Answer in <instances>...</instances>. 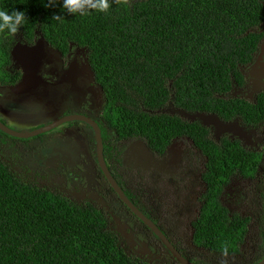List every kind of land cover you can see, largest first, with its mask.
<instances>
[{
    "label": "trees",
    "instance_id": "16d2710c",
    "mask_svg": "<svg viewBox=\"0 0 264 264\" xmlns=\"http://www.w3.org/2000/svg\"><path fill=\"white\" fill-rule=\"evenodd\" d=\"M46 2L0 0V8L26 12L29 19L19 33L28 43L40 32L49 47L63 54L69 44L87 49L119 122L132 130H124L126 135L142 136L157 146L163 138L183 133L177 132L182 125L193 129L187 135L208 164L206 203L194 227V242L214 253H238L249 218L220 205V181L234 174L255 178L264 163V147L248 151L239 140L226 137L215 142L198 121L150 113L172 93L177 108L246 127L263 123L264 94L253 103L218 95L229 92L234 81L241 83L239 66L251 61L264 37L257 31L264 25V0H110L107 14L93 10L85 17L69 14L62 0L53 7H45ZM57 14L62 22L52 19ZM0 40V57L8 60L14 36ZM262 192L264 201V188ZM262 209L264 239V203ZM0 264L147 263L127 256L90 206L51 196L13 177L0 162Z\"/></svg>",
    "mask_w": 264,
    "mask_h": 264
},
{
    "label": "flooded vegetation",
    "instance_id": "af4514ba",
    "mask_svg": "<svg viewBox=\"0 0 264 264\" xmlns=\"http://www.w3.org/2000/svg\"><path fill=\"white\" fill-rule=\"evenodd\" d=\"M41 38V33L37 32L33 42L28 43L22 33H18L14 36L15 41L9 50V59L4 60L3 55L0 57V124L16 133H31L47 127L58 119L65 117L71 119L51 131L31 138H16L0 129V162L5 169L13 177L45 190L51 196L72 205L90 206L102 217L107 230L116 239L118 247L123 249L118 239L120 229L115 223L120 213L119 205L123 209L122 215L130 216L136 227L140 228L139 239L154 238L156 244L160 245L161 252L172 259L174 264H179L162 241L121 201L103 172L104 166L108 175L133 206L158 227L185 260L193 264L196 262L206 264L192 258L196 249L183 246L192 244L215 255L212 264H252L253 260L262 254V258L258 260L260 262L264 257L261 223L257 221L255 224L258 242L262 244L260 251H257L256 245L248 242L252 230L250 217L247 234L237 246L238 253L234 255L214 253L194 242V227L206 203L205 174L208 172V164L206 156L198 149L193 137L187 135L193 129L182 125L178 128L182 130L177 132L183 133L167 137L168 140L163 138L161 144L157 146L155 142L151 143L142 136L126 135L124 130L129 132L132 130L119 122L121 119L117 115L116 106L111 105L102 84L97 80L87 49L69 44L66 53L63 54L49 47ZM263 39L264 37L260 40L251 61L246 65H240L239 71L243 77L241 83L234 81L229 92L219 95L221 98L239 97L249 100L246 96L251 95L252 99L249 102L253 103L258 95L264 94L263 90L253 93L252 83L249 81V74L258 71V84L264 86V50L262 51L260 47ZM0 43L4 45L3 40H0ZM16 45L31 50V56L26 61L19 58L20 65L13 61L11 55ZM50 50L56 51L61 58L60 66L54 70ZM258 61L261 67L253 69ZM167 87L171 90V82ZM49 108L59 113L45 120L42 116L49 112ZM178 111L186 114L196 113L177 108L171 93L163 107L149 113L189 122L183 116H179ZM15 115L29 119L23 126L14 129L11 127V120ZM32 116L37 117L31 119ZM37 119L40 120L34 122ZM89 121L97 127L100 148L96 132ZM240 125L243 126L241 123ZM243 127L251 134V140L248 145H245V141H240L241 145L248 151L260 152L264 147V122L254 128ZM261 127L263 129L260 131ZM186 128H189V131L183 130ZM203 128L209 130L210 137L215 140L211 128ZM253 131H256L257 135L252 133ZM258 136H263V141L258 140ZM222 137L230 141L237 139L227 134L222 135L219 140ZM6 144L7 150L3 147ZM259 177L260 173L255 178L234 174L227 180L220 181L221 192L218 197L220 205L229 212H235L234 207L241 196H244L246 182L258 181ZM47 181L49 184L45 187L43 182ZM81 194L93 195V198L86 200L85 197H80ZM96 197L116 204L110 209L102 207ZM172 220L180 229L186 227L182 240L170 229ZM178 241L183 244H178ZM246 245L251 248H248L249 253L245 260ZM137 248L139 258H133L147 264H172L165 259L148 260L144 258L143 248L141 246ZM125 254L132 257L126 252ZM226 257L228 260L223 259ZM232 257L237 259V263H230Z\"/></svg>",
    "mask_w": 264,
    "mask_h": 264
},
{
    "label": "rangeland",
    "instance_id": "374dc122",
    "mask_svg": "<svg viewBox=\"0 0 264 264\" xmlns=\"http://www.w3.org/2000/svg\"><path fill=\"white\" fill-rule=\"evenodd\" d=\"M264 32V25L261 26V28ZM84 55V54H83ZM50 60H53V70L54 68H58L60 66V55L54 51V50H50ZM1 62V61H0ZM258 65V66H257ZM256 67H261L259 61L257 62L256 65L253 66V69H255ZM256 73V72H253ZM256 78L258 79V77L256 76ZM259 90H263L264 92V86L258 83L252 84V92L256 93ZM52 98H54V96H52ZM55 103V102H54ZM52 103V107L53 104ZM59 112H53L52 110H50L49 108V112L47 114H45L44 116H42L43 119L47 120L50 117H54L55 115H57ZM37 116H32L31 119L35 118ZM29 119V117H25L22 115H15L13 116L12 120H11V127H13L14 129H17V127H19L20 125L23 126V124ZM40 119L35 120L34 122H38ZM63 128H66V126H63ZM263 129V127L260 128V131ZM252 133H256V131H253ZM45 137H48L45 135ZM254 138V137H253ZM258 140L263 141V136H258ZM255 144H257V141L255 142ZM3 147L7 150L8 146L3 145ZM263 149V147H262ZM261 149V151H262ZM89 159V158H86ZM90 160V159H89ZM264 163L261 167V171H260V177L258 178V181L252 182V183H247L246 182V189L244 190V196H241L239 202L237 203V205L234 207L235 212H237L238 214L241 215H245L247 217H250L252 220V230L250 232V236L248 238V242H252L256 245L257 247V251H260L262 244H260L259 238L256 234V222L259 221V217L261 216L263 209V203L264 201L262 200V188L264 187ZM96 171V169H95ZM27 180V179H25ZM44 186L47 187L49 182H43ZM259 186V187H258ZM258 187V189H256ZM80 197H85L86 200H92L93 195L88 196V195H84L81 194ZM95 199L98 200V204L100 206H105L106 208L110 209L111 207H114V205L116 203H114L113 201L110 203L103 201L102 199H99V197H96ZM119 209H120V213L118 214L117 217V221L115 222L117 224V228L120 229V231L118 232L119 236V243L121 245V247L124 249V251L126 253H128L130 256L132 257H136L139 258L137 255V251L139 250L137 247L141 246V248H143V255L144 258L148 259V260H152V261H157V260H163L165 259V261L167 262H172V264H174L175 262L172 261V259H170L167 255L165 256L162 252H161V247L160 245L154 241V238L149 237V239L146 240H141L138 238L139 234L141 233L140 228L136 227V225L133 222V219L130 216H125L122 215V208L118 205ZM170 229L175 233V235L180 238V240H182V236L185 235V231H186V227H182L181 229L179 228V226L177 224H175V221L172 220L171 222V226ZM191 233V231H190ZM183 244L182 242L178 241V244ZM183 246L186 248L187 246H191L194 249H196L195 254L192 255V258L199 261H203L206 264H212V260L214 258H216L215 255L208 253L207 251L201 250L199 248L194 247L192 244H183ZM248 248H251V246L246 245V249H245V260L247 259V255L249 253ZM225 260H228V258H223ZM192 261V262H195ZM230 263H237V259L232 257L230 258ZM197 264V262H196Z\"/></svg>",
    "mask_w": 264,
    "mask_h": 264
},
{
    "label": "water",
    "instance_id": "95a60500",
    "mask_svg": "<svg viewBox=\"0 0 264 264\" xmlns=\"http://www.w3.org/2000/svg\"><path fill=\"white\" fill-rule=\"evenodd\" d=\"M260 47H261V50L263 51L264 50V39L261 42ZM30 53H31L30 49L27 50L26 48H21L19 45H16V48L12 52L11 55H12L13 61L16 62L18 65H20L19 64V62H20L19 58H22L23 61H26L28 59V57L31 56ZM257 73H258V71L256 73H252L251 74V78L249 79V81L252 84L258 83V79L256 78V76L258 77ZM247 97L249 98V100L252 99L251 95L247 96ZM177 113H178L179 116H183L189 122L198 121V122H200V124L203 127L211 128V130L213 132V138L215 140H219V138L222 135H227V134H231L232 136L236 137L238 140L245 141L246 142L245 145H248L249 144L248 142L251 140V134L249 133V131L245 130V128L243 126H241L238 121L224 122L223 120L219 119V117L216 116V115L206 114V113H201V112L187 113L186 114L183 111H178ZM70 119H71L70 117H65V118H62V119H58V120L54 121L53 123L49 124L47 127H43L41 129L36 130L34 132H31V133H16V132H13V131L7 129L2 124H0V129L3 132H5L6 134H8L10 136H13V137H16V138H31V137L37 136L39 134L51 131L52 129L58 127L59 125L69 121ZM89 123L91 124V126L93 127V129L96 132L97 142H98V146L100 148L101 147V142H100L99 132L96 130L97 127L92 122L89 121ZM101 160H102V158H100V163H102ZM102 168H103V172L105 173V176H106L107 180L109 181L111 187L116 192V194L121 199V201L131 210V212L135 216H137L138 219H140L143 222V224L160 241H162V243L169 249V251L171 252L173 257L176 259V261L179 264H193V263L185 260L183 257H181V255H179V253L171 246V244L164 237V235L158 229V227L155 224H153L149 219H147L142 213H140L133 206V204L124 195V193L119 188V186L115 183V181L108 175V173H107L106 169L104 168V166H102ZM257 264H264V257Z\"/></svg>",
    "mask_w": 264,
    "mask_h": 264
},
{
    "label": "clouds",
    "instance_id": "9594fccd",
    "mask_svg": "<svg viewBox=\"0 0 264 264\" xmlns=\"http://www.w3.org/2000/svg\"><path fill=\"white\" fill-rule=\"evenodd\" d=\"M55 4L56 0H47L44 6L53 7ZM62 8L65 9L69 14H78L81 17H85L88 16L93 10L107 14L111 8V2L110 0H62ZM28 19L29 18L27 17L25 11H20L17 9L10 11L6 8H0V36L7 38L17 35L21 28L26 25ZM52 19L57 22H62L63 18L61 15L57 14L54 15ZM260 28L261 26L257 28L258 32L263 31ZM250 78L251 74H249V79ZM218 97L220 96L218 95Z\"/></svg>",
    "mask_w": 264,
    "mask_h": 264
}]
</instances>
